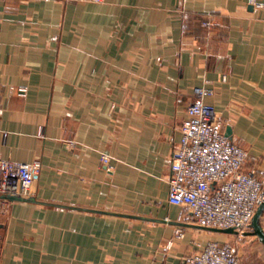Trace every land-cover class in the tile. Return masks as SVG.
<instances>
[{"label": "crops", "instance_id": "0c3cea01", "mask_svg": "<svg viewBox=\"0 0 264 264\" xmlns=\"http://www.w3.org/2000/svg\"><path fill=\"white\" fill-rule=\"evenodd\" d=\"M254 2L0 0V158L41 163L36 202L0 211V264H187L207 240L235 243L168 204L167 181L195 88L264 177Z\"/></svg>", "mask_w": 264, "mask_h": 264}, {"label": "built area", "instance_id": "2783aa9c", "mask_svg": "<svg viewBox=\"0 0 264 264\" xmlns=\"http://www.w3.org/2000/svg\"><path fill=\"white\" fill-rule=\"evenodd\" d=\"M205 92L203 88H195V100L187 106L178 126L180 139L169 156L167 202L187 210L197 225L233 228L241 235L251 229L252 216L264 202V177L256 168H246L251 147L225 136L226 123L219 111L203 102ZM17 93L24 96L26 89L18 88ZM69 145L74 148L75 142L69 141ZM99 162L105 169H111V156L106 149L100 151ZM40 170L38 160L0 158V211H5L12 202L6 196H31ZM183 236L184 230L177 228L175 237ZM170 245L168 241L166 246ZM186 261L239 264L240 255L232 243L207 240Z\"/></svg>", "mask_w": 264, "mask_h": 264}, {"label": "rangeland", "instance_id": "374dc122", "mask_svg": "<svg viewBox=\"0 0 264 264\" xmlns=\"http://www.w3.org/2000/svg\"><path fill=\"white\" fill-rule=\"evenodd\" d=\"M264 214V213H262ZM262 215L260 216V220H259V223L262 227V229H264V221H262L261 219ZM248 236V237H247ZM245 238V239H244ZM243 240H247L246 242L247 243H243L244 241ZM233 242L235 243H232V244H237L238 246V251L239 252H242L243 250H241V246L243 247H246V246H250V250L252 249H255L256 252H253L251 251L250 255H247L243 261H242V258L243 255H242V258H241V261H242V264H264V243H262L253 233H252V229H248L247 231H245L244 234H241L239 237H234L233 239ZM244 244V245H243ZM243 247V248H244ZM259 253V256L258 254ZM252 254V255H251Z\"/></svg>", "mask_w": 264, "mask_h": 264}, {"label": "water", "instance_id": "95a60500", "mask_svg": "<svg viewBox=\"0 0 264 264\" xmlns=\"http://www.w3.org/2000/svg\"><path fill=\"white\" fill-rule=\"evenodd\" d=\"M225 136L229 139H232V130L230 126H226L225 129ZM5 198L11 200V201H27V202H36L35 198L33 197H16V196H6ZM95 211V210H93ZM264 213V202H261L254 215L252 216L250 227L252 229V233L262 242L264 243V229H262L259 220L260 216ZM211 231L214 232H221V233H230V234H236L237 232L233 228H216V227H205Z\"/></svg>", "mask_w": 264, "mask_h": 264}]
</instances>
